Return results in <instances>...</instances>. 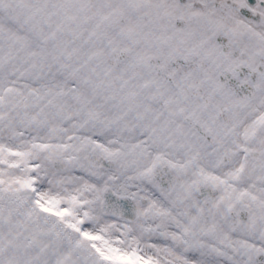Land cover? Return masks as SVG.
Segmentation results:
<instances>
[{
  "label": "snow or ice",
  "instance_id": "obj_1",
  "mask_svg": "<svg viewBox=\"0 0 264 264\" xmlns=\"http://www.w3.org/2000/svg\"><path fill=\"white\" fill-rule=\"evenodd\" d=\"M0 264H264V0H0Z\"/></svg>",
  "mask_w": 264,
  "mask_h": 264
}]
</instances>
